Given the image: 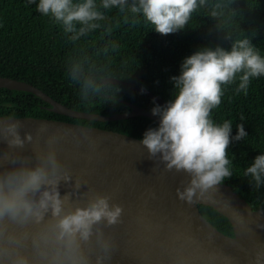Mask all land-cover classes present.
I'll return each mask as SVG.
<instances>
[{"label":"trees","instance_id":"1","mask_svg":"<svg viewBox=\"0 0 264 264\" xmlns=\"http://www.w3.org/2000/svg\"><path fill=\"white\" fill-rule=\"evenodd\" d=\"M94 2L104 19L92 21L98 27L73 39L75 33L66 32L60 22L36 10L38 0H0V75L27 81L68 107L112 114L130 109L122 100L150 111L154 104H160L130 85L103 82L105 76L143 86L169 101L170 77L178 75L183 58L199 48L230 50L234 40L247 37L264 55V0H205L188 26L168 35L156 33L142 16L131 13L129 6L134 0H126L124 11L119 7L105 9L102 0ZM75 27L78 31L81 25ZM235 87H225L221 105L212 112L218 123L233 121L232 136L239 123L247 133L245 139L230 144L232 175L222 182L252 208L264 210V177L257 187L244 175L246 166L264 152V77L252 81L247 95L237 94ZM49 107L30 91L0 87V115L62 119L140 139L147 129L159 124L146 115L98 121L56 113ZM198 207L220 231L233 233L223 214L209 205Z\"/></svg>","mask_w":264,"mask_h":264},{"label":"water","instance_id":"2","mask_svg":"<svg viewBox=\"0 0 264 264\" xmlns=\"http://www.w3.org/2000/svg\"><path fill=\"white\" fill-rule=\"evenodd\" d=\"M102 81L145 91L162 106L168 101L113 75ZM0 87L30 91L48 102L50 110L70 117L106 121L146 115L159 123L150 110L127 100L122 102L128 111L103 114L68 107L24 80L0 75ZM8 123H18L21 138L28 133L32 140L24 142L26 153L0 150V171L20 161L35 163L37 154L54 150L71 177L68 183L60 182L61 196L67 193L83 207L91 191L99 192L123 211L115 225H95L89 241H81L72 253L55 242L50 214L39 222L2 217L0 264H264V210L252 208L228 183L198 192L189 203L177 196V189L187 186L188 174L166 170L138 137L62 119L0 115V128ZM49 139L54 143L49 145ZM198 204L223 214L233 233L220 231Z\"/></svg>","mask_w":264,"mask_h":264},{"label":"clouds","instance_id":"3","mask_svg":"<svg viewBox=\"0 0 264 264\" xmlns=\"http://www.w3.org/2000/svg\"><path fill=\"white\" fill-rule=\"evenodd\" d=\"M204 3L205 0H134L129 9L142 16L153 31L168 35L188 26L192 14ZM125 4L126 0H102L101 6L124 11ZM36 10L60 22L66 32L75 33L73 39L98 27L92 21L104 19L94 0L79 3L38 0ZM76 24L81 25L78 31ZM262 77L264 55L247 37L234 40L230 50L220 46L197 49L183 58L179 74L170 77L172 98L163 106L154 104L151 114L159 117V124L143 133L140 144L150 157L159 156L166 170L188 174L187 186L177 189L179 199L191 203L198 192L202 195L232 175L228 148L233 140L245 139L247 133L243 123H239L235 125L236 135L232 136L233 121L225 119L218 123L212 112L221 105L226 86L236 84L235 92L247 95L252 81ZM19 128L18 123L0 128V133L7 134L3 138L10 147H23L25 141L32 140L28 133L22 139ZM45 130L44 126L40 129ZM48 143L53 144L54 139ZM16 163L18 166L0 171V218L39 222L50 214L55 242L69 253L77 250L81 241H89L95 225L119 222L123 210L118 204L110 203L107 195L91 191L83 207L73 203L69 194L61 196L60 182L68 183L71 177L54 150L37 154L35 163L27 160ZM244 175L260 186L264 177V152L246 166ZM80 186L77 181L75 188Z\"/></svg>","mask_w":264,"mask_h":264},{"label":"bare ground","instance_id":"4","mask_svg":"<svg viewBox=\"0 0 264 264\" xmlns=\"http://www.w3.org/2000/svg\"><path fill=\"white\" fill-rule=\"evenodd\" d=\"M3 137L4 135L0 134V150L6 151V152L18 153V154L27 152V149L24 147H15V146L10 147L9 144L7 143V140L4 139Z\"/></svg>","mask_w":264,"mask_h":264}]
</instances>
